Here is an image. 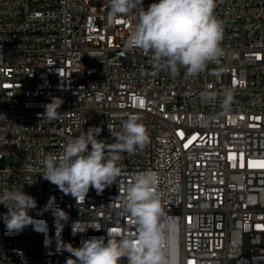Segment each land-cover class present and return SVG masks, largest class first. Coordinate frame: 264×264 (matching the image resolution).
Wrapping results in <instances>:
<instances>
[{
  "label": "built area",
  "instance_id": "obj_1",
  "mask_svg": "<svg viewBox=\"0 0 264 264\" xmlns=\"http://www.w3.org/2000/svg\"><path fill=\"white\" fill-rule=\"evenodd\" d=\"M214 15L222 55L198 75H172L127 46L136 14L112 17L109 0H0V192L37 201L36 223L18 234H6L0 205V264H66L54 218L41 211L50 197L69 214L60 239L73 247L113 229L134 234L120 205L146 170L158 177L163 246L176 264H264V0H216ZM52 97L64 101L61 118L40 119ZM133 114L148 142L122 154L102 193L76 202L43 178L41 160L69 138L100 127L98 138L114 142L110 132Z\"/></svg>",
  "mask_w": 264,
  "mask_h": 264
},
{
  "label": "clouds",
  "instance_id": "obj_2",
  "mask_svg": "<svg viewBox=\"0 0 264 264\" xmlns=\"http://www.w3.org/2000/svg\"><path fill=\"white\" fill-rule=\"evenodd\" d=\"M215 6L216 0H156L147 8L144 0H109V13L114 18L136 14L127 46L150 52L155 72L176 75L184 68L188 76H195L222 55L224 28L214 15ZM202 99L214 100L215 93H204ZM232 100V91L226 90L221 105L224 113L230 111ZM63 103L60 97H52L38 116L48 121L61 118ZM101 131L100 127H89L78 137L69 138L60 153H48L41 160L43 178L76 202L84 200L90 189L100 194L116 183L122 154L143 149L148 142L146 128L135 114L123 121L119 132H110L114 142L99 139ZM157 185V175L146 170L127 186L120 208L121 214L134 220V234L110 230L106 235L81 240L79 247L60 239L69 214L50 197L41 211L54 218L59 230L58 251L70 254L66 264H176L175 253L166 252L163 246L164 211ZM0 205L7 209L3 214L6 234H18L36 223L29 212L37 208V201L23 189H3ZM86 231L73 230V235Z\"/></svg>",
  "mask_w": 264,
  "mask_h": 264
},
{
  "label": "bare ground",
  "instance_id": "obj_3",
  "mask_svg": "<svg viewBox=\"0 0 264 264\" xmlns=\"http://www.w3.org/2000/svg\"><path fill=\"white\" fill-rule=\"evenodd\" d=\"M113 222H121V215H113Z\"/></svg>",
  "mask_w": 264,
  "mask_h": 264
},
{
  "label": "rangeland",
  "instance_id": "obj_4",
  "mask_svg": "<svg viewBox=\"0 0 264 264\" xmlns=\"http://www.w3.org/2000/svg\"><path fill=\"white\" fill-rule=\"evenodd\" d=\"M19 100H21L20 97H18ZM3 166H8V165H11V162L10 161H6V162H3L2 163Z\"/></svg>",
  "mask_w": 264,
  "mask_h": 264
},
{
  "label": "snow or ice",
  "instance_id": "obj_5",
  "mask_svg": "<svg viewBox=\"0 0 264 264\" xmlns=\"http://www.w3.org/2000/svg\"><path fill=\"white\" fill-rule=\"evenodd\" d=\"M113 231H114V232H116V231H117V229H113Z\"/></svg>",
  "mask_w": 264,
  "mask_h": 264
}]
</instances>
